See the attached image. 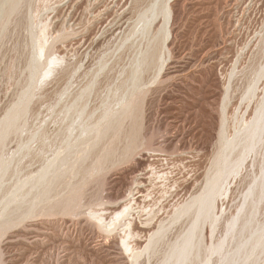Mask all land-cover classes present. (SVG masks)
Here are the masks:
<instances>
[{
  "label": "rangeland",
  "instance_id": "1",
  "mask_svg": "<svg viewBox=\"0 0 264 264\" xmlns=\"http://www.w3.org/2000/svg\"><path fill=\"white\" fill-rule=\"evenodd\" d=\"M237 212L229 255L264 224V0H0V264H201Z\"/></svg>",
  "mask_w": 264,
  "mask_h": 264
},
{
  "label": "bare ground",
  "instance_id": "2",
  "mask_svg": "<svg viewBox=\"0 0 264 264\" xmlns=\"http://www.w3.org/2000/svg\"><path fill=\"white\" fill-rule=\"evenodd\" d=\"M252 129H254V128H251L250 132L252 131ZM247 146L250 148L251 144H246L245 148H247ZM220 155H222V154H219V156ZM220 158H221V156H220ZM255 187H256V185H255ZM254 190H255V192H253ZM262 190H263L262 187L260 189L253 188V191L252 190L249 191V189H248L249 192L252 191V193L254 194L252 196L251 193H248V194H251L250 196H252L251 200H253L252 201L253 203L258 202L261 199L262 194H260V192H262ZM243 203L244 202H242V204L238 207V209H237L238 212L242 209ZM256 210H257V208L254 209L250 213V215H252V216L255 215L254 212L256 213ZM238 212H237L236 216H234L231 219V223L229 222V227H227V229L225 230L224 236L223 237L220 236V238H215V235H214L218 229V217L217 216L213 215V216H211V218H209V220H203V222L200 223V231H201L200 232V237H201L200 245L203 247V249L205 251V254H203V256L201 257L202 258L200 261L201 264H209V263H211V264H235V262L239 258H241L243 263H244L246 261V259L250 258L251 256H255V253H263L264 252V224H262V225L260 224L258 226L256 225L257 227L254 228L253 226L252 227L247 226L246 222H244V223H241L239 228L236 230L238 233L237 235H239V237L237 238V241H236L235 252H233L230 255L228 254L227 250L225 249V245H224V243H225L224 237H226L228 235L229 230L231 228H233V225L235 226V222L238 220V217H239ZM253 219L255 220L254 217H253ZM256 220H258V219H256ZM206 222L208 223L207 228L209 229L208 235L203 232V227H204V224ZM192 231H193V228H191V231H190L191 234H192ZM235 234H236V232H234V235ZM190 237L185 238L181 242V244L178 246V253L177 254L179 255V257L187 254V252H191V250L193 248L195 249V247H196V253H197V249H199V247H197L198 243L196 246L195 242L192 241V239ZM207 240H208V242H207ZM222 248H224L225 252H220L219 249H222ZM213 254L215 255L214 258L211 257Z\"/></svg>",
  "mask_w": 264,
  "mask_h": 264
}]
</instances>
